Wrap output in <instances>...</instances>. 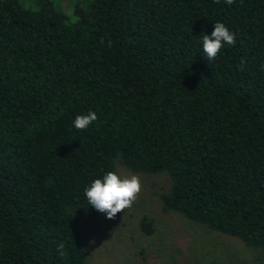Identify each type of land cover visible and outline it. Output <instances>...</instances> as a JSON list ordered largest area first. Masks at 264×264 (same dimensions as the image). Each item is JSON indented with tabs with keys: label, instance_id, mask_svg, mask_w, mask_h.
<instances>
[{
	"label": "trees",
	"instance_id": "obj_1",
	"mask_svg": "<svg viewBox=\"0 0 264 264\" xmlns=\"http://www.w3.org/2000/svg\"><path fill=\"white\" fill-rule=\"evenodd\" d=\"M215 22L236 43L207 61ZM117 165L264 252V0H0V264H87L84 189Z\"/></svg>",
	"mask_w": 264,
	"mask_h": 264
},
{
	"label": "rangeland",
	"instance_id": "obj_2",
	"mask_svg": "<svg viewBox=\"0 0 264 264\" xmlns=\"http://www.w3.org/2000/svg\"><path fill=\"white\" fill-rule=\"evenodd\" d=\"M116 170L121 177L138 176L141 190L132 207L115 219L104 213L80 218L87 264H264L263 251L162 211L159 193L169 183L164 173H133L120 165ZM143 217L152 224L149 234L139 227Z\"/></svg>",
	"mask_w": 264,
	"mask_h": 264
},
{
	"label": "clouds",
	"instance_id": "obj_3",
	"mask_svg": "<svg viewBox=\"0 0 264 264\" xmlns=\"http://www.w3.org/2000/svg\"><path fill=\"white\" fill-rule=\"evenodd\" d=\"M219 3L220 0H215ZM228 5L235 3V0H224ZM202 51L207 61L215 60L219 51L227 45H235L234 33L230 32L221 22H215L211 35L202 34ZM95 112L89 111L86 115H77L73 120V126L78 130L86 129L97 120ZM141 190L139 177L136 175L121 177L114 171L106 172L102 178L94 179L90 186L84 189V195L88 205L98 213H104L109 220L115 219L116 215L127 208H131L137 195ZM92 241H89L91 244ZM64 244L57 245L61 251Z\"/></svg>",
	"mask_w": 264,
	"mask_h": 264
}]
</instances>
